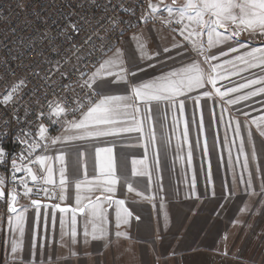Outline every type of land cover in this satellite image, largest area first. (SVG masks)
Masks as SVG:
<instances>
[{
  "label": "crops",
  "instance_id": "1",
  "mask_svg": "<svg viewBox=\"0 0 264 264\" xmlns=\"http://www.w3.org/2000/svg\"><path fill=\"white\" fill-rule=\"evenodd\" d=\"M168 2L169 0H164L163 4L173 5V0ZM185 2L186 0L178 3L175 0V5L182 7ZM245 34L248 33L243 35ZM137 37L146 43L149 54L159 50L162 55L151 61L142 59ZM176 43L187 44L180 33L170 35L163 28L153 24L143 25L127 34L116 48L124 54L125 66L136 73L135 76H128L129 81L139 83L142 80L154 79L186 63H202L199 59L202 57L197 56L190 45L180 50L174 47ZM246 43L248 46L249 43L261 46L254 42ZM229 46H233L231 42L223 47L227 50ZM166 47L171 51L165 53L163 50ZM228 57L222 58L226 60ZM150 64L154 67H150ZM202 66L206 67L203 64ZM202 91L196 90L187 97L179 98L185 103L183 115L178 108H171L163 102L158 105V112L154 115L157 141L162 134L170 140L167 150L160 151L159 169L152 168L156 145H149L147 151L143 147L147 143V128L143 139L138 133H126L118 137L95 140L89 144V147L95 144L114 148L122 176L116 198L124 199L126 206L133 212L129 223L121 224L117 228L115 210L110 207L104 238L93 240L89 236L85 242V220L77 214L79 242L73 243L67 234L71 213L63 217L65 223L62 225V214L59 211H55L53 222L52 208L46 209L42 206L37 216L36 209L30 203H17L18 209H28L23 225V248L15 255L11 253L12 240L20 237L18 233L10 230L7 223L4 248L6 263L28 264L31 261L32 264H264V237L253 236V233H259L261 230L259 220L256 221L260 216L257 215L260 211L264 213V136L251 124L253 119L264 116V97H253L233 106L224 104L216 97L201 98L200 105L197 106L193 97ZM111 92L124 94V86H113ZM225 108L228 110L224 111ZM221 114L222 121L219 119ZM201 116L204 122L203 132L198 127ZM186 121L187 142L183 138ZM236 122H239L241 127L239 137L234 131ZM249 131L252 132L251 141L248 138ZM241 139L244 140V154L239 151ZM205 140L207 154L203 150ZM189 145L192 151L191 164L187 161ZM253 145L255 159L252 157ZM59 147L61 146L50 147L48 154H54L55 148ZM41 153L42 149H38V154ZM245 156L248 157L247 168L244 167ZM133 159H146L152 168L150 181L147 177L131 178L134 186L145 196L153 197L151 200L128 193L123 186V179L130 177ZM87 164L91 175V153ZM73 191L70 189L69 198L61 201V206H75ZM135 216L140 219L136 220ZM117 232L122 235L117 236Z\"/></svg>",
  "mask_w": 264,
  "mask_h": 264
},
{
  "label": "snow or ice",
  "instance_id": "2",
  "mask_svg": "<svg viewBox=\"0 0 264 264\" xmlns=\"http://www.w3.org/2000/svg\"><path fill=\"white\" fill-rule=\"evenodd\" d=\"M163 4L164 0H160ZM175 5V0H173ZM150 14L155 15L161 11L156 4L149 3ZM167 12L165 23L180 25V34L187 44L176 43L174 47L180 50L191 46V50L202 57L200 61L183 64L181 67L162 73L160 76L147 80L129 81L128 76H135L124 63V54L120 49L109 48L103 53L104 58L97 62L95 71L88 75L81 72L76 82L80 93H75V88L66 85L74 93L73 105L49 102L47 113L48 120L53 124H60L62 132L52 137L48 135V128L41 122L38 125L39 135L36 141H28L27 162L17 164L15 159L11 162L13 169V188L10 193H5L3 187L5 179L0 177V197L8 196V212L13 214L8 219V225L13 233H18L20 239H13L11 242V253L15 255L22 251L24 222L27 208L18 209V188L22 189L24 197L30 198L32 207L36 209L39 216L41 207L53 209V222L55 211L62 214L61 224L65 223L63 217L68 213L70 216V227L68 235L71 242L78 243L77 214L84 217L85 227L83 236L85 242L90 236L91 239H103L105 236V225L109 221L108 208L115 210L116 227L127 224L133 218V212L126 206L125 200L116 198L118 186L121 185L122 176L117 164L113 147H100L89 144L92 141L106 137H118L126 133H138L143 139L147 128V143L143 145L145 151L149 145H156L152 168L160 167V151L167 150L170 143L166 135H161L157 141L155 131L154 115L158 112V105L165 103L171 108H178L183 115L185 110L184 100L180 97H187L189 93L196 90H203L199 95L193 97L197 106L201 98H219L224 104L233 106L241 101H247L253 97H264V48H251L246 43L240 42L244 33L258 34L264 39V0H186L182 7L164 5ZM146 22L147 17H142ZM72 33L78 34L79 28L71 24ZM68 31V29H65ZM175 31V29H174ZM69 41L73 39L70 35ZM137 39L138 50L141 58L154 60L162 53L157 50L149 54L146 43ZM231 45L224 49V45ZM75 48V45L73 46ZM216 49L217 51H213ZM78 51L79 49H75ZM165 53L170 52L164 48ZM111 52V55H109ZM179 54V53H178ZM236 54V55H232ZM231 56L223 60L222 57ZM79 59V57H78ZM206 65V67L202 66ZM154 67V65H149ZM63 65L59 60L55 62V72H60ZM259 69L261 75L253 73L245 77L243 73L253 72ZM78 72L79 68L76 69ZM143 70V69H141ZM62 76L66 75L61 73ZM240 76L243 83H236L235 86L227 87L221 82H232V77ZM24 80L11 88V91L4 96V102L12 100L13 94L22 86ZM124 86V94L111 92L113 86ZM220 85V86H218ZM224 88L222 91L221 88ZM246 89L250 91L243 95H235ZM179 103L177 104V101ZM143 106V107H141ZM154 106H157L154 108ZM228 109L225 108L224 111ZM78 114V115H77ZM45 115L40 113V116ZM75 116V119L70 117ZM55 117V119H53ZM223 120V114L220 118ZM251 124L255 125L261 136H264V116L253 119ZM199 129L203 132L204 122L201 116ZM236 135L240 136V123L236 122L234 129ZM184 141L188 140V123L185 122L183 131ZM249 141L252 140V132H248ZM48 141L49 143H41ZM55 148L54 154H48L50 147ZM199 146V140L197 141ZM37 149H42L41 154H35ZM204 153L207 154V141L204 142ZM239 151L244 154V140L241 139ZM92 155L93 171L88 172L87 158ZM74 154V158H73ZM3 151L0 150V162H3ZM252 157L255 159L256 152L253 145ZM231 158V157H230ZM187 161L191 164L192 151L189 145ZM36 166L37 170H34ZM244 167H248V157H244ZM152 168L149 167L146 159L131 161L130 177L123 179V186L128 193H135L144 199L151 200L153 197L145 196L134 186L131 179L145 178L151 180ZM23 173L18 177L16 174ZM31 183V186L29 184ZM195 181L193 180V187ZM70 189L74 190V205L61 206L56 204H43L41 195L48 200L66 201L69 198ZM139 220V216H135ZM117 236L122 233L117 232ZM28 264H32L31 261Z\"/></svg>",
  "mask_w": 264,
  "mask_h": 264
},
{
  "label": "built area",
  "instance_id": "3",
  "mask_svg": "<svg viewBox=\"0 0 264 264\" xmlns=\"http://www.w3.org/2000/svg\"><path fill=\"white\" fill-rule=\"evenodd\" d=\"M149 3L161 9L154 14L155 19ZM142 17H147V21ZM166 19L164 4L155 0H0V150L3 151L0 177L5 179L6 194L14 186L11 162L13 159L18 165L27 162L28 141L38 139V125L43 122L52 137L62 132L60 124L47 118L49 102L73 105L75 93L83 95L76 87L80 73L90 75L97 62L104 59L105 51L115 49L127 34L143 25H157L170 35L180 33L181 26L165 23ZM73 23L79 28L78 34L70 29ZM70 35L71 41L67 39ZM57 60L63 65L60 72H55ZM21 80L24 86L5 103L4 96ZM66 85L75 88V93ZM40 113L45 115L38 119ZM17 190L18 203L31 204L22 189ZM34 198L41 199L42 204H61L42 195ZM9 200L8 196L0 197V264L5 262L7 220L11 216Z\"/></svg>",
  "mask_w": 264,
  "mask_h": 264
},
{
  "label": "rangeland",
  "instance_id": "4",
  "mask_svg": "<svg viewBox=\"0 0 264 264\" xmlns=\"http://www.w3.org/2000/svg\"><path fill=\"white\" fill-rule=\"evenodd\" d=\"M159 3H160V1H158ZM176 2H178V3H183L184 2V0H176ZM168 3H171V0H169V2ZM241 41H242V43L244 42V43H246L247 41H249V42H254V43H256V44H261V46H257V45H252V43L250 44L249 43V47H251V48H264V45H262V43L264 42V39H261L260 37H259V35H253V34H245V35H243L242 37H241ZM247 44V43H246ZM248 45V44H247ZM232 55H236V54H232ZM198 56V55H197ZM199 58V57H198ZM224 58V57H223ZM223 58H221V62L223 61ZM231 57H228V59H230ZM201 61L203 60V58L201 59V58H199ZM253 73L254 74H256V75H261V73H260V70L259 69H255V70H253V72H245V73H243V76H245V77H249V76H252L253 75ZM233 79V83L232 82H229V81H223V82H221L224 86H227V87H232V86H235V84L236 83H243L244 81H243V79L240 77V76H235V77H233L232 78ZM218 86H220V85H218ZM221 90L223 91L224 90V88L222 87L221 88ZM247 91H250V89H246V90H244L243 92H241V93H236V94H242V93H245V92H247ZM256 105V104H255ZM255 216L257 215V213L256 214H254ZM257 216H260V217H258L257 219H256V221L257 220H259V222H260V231H259V233H257V232H255V233H253V236H256V238L257 237H264V213L262 212V211H260V213L257 215ZM258 228V229H259ZM255 231H257V229H255ZM6 241V240H5ZM256 245H257V243L255 242V250H256ZM4 248H5V245H4ZM264 257V256H263ZM4 258H5V262L3 261V264H7L6 263V256H5V249H4Z\"/></svg>",
  "mask_w": 264,
  "mask_h": 264
},
{
  "label": "water",
  "instance_id": "5",
  "mask_svg": "<svg viewBox=\"0 0 264 264\" xmlns=\"http://www.w3.org/2000/svg\"><path fill=\"white\" fill-rule=\"evenodd\" d=\"M11 214V213H10Z\"/></svg>",
  "mask_w": 264,
  "mask_h": 264
}]
</instances>
